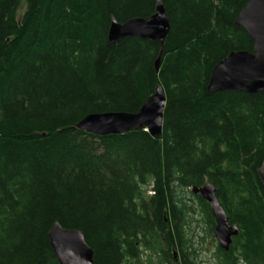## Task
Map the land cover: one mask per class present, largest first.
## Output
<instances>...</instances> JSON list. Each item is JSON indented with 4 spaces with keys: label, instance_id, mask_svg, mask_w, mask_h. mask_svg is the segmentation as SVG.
Masks as SVG:
<instances>
[{
    "label": "trees",
    "instance_id": "16d2710c",
    "mask_svg": "<svg viewBox=\"0 0 264 264\" xmlns=\"http://www.w3.org/2000/svg\"><path fill=\"white\" fill-rule=\"evenodd\" d=\"M248 1L161 0L160 47L107 38L113 20L148 18L156 0H0V264H58L55 223L83 233L93 264H198L187 196L215 242L209 205L190 191L204 184L238 229L227 252L215 246L219 263L264 264V90L206 92L220 61L253 51L235 24ZM157 85L158 139L72 129L137 113Z\"/></svg>",
    "mask_w": 264,
    "mask_h": 264
},
{
    "label": "water",
    "instance_id": "95a60500",
    "mask_svg": "<svg viewBox=\"0 0 264 264\" xmlns=\"http://www.w3.org/2000/svg\"><path fill=\"white\" fill-rule=\"evenodd\" d=\"M236 26L242 28L253 41V51L230 53L212 70L206 87L207 93L238 91L257 94L264 90V0H249L239 12ZM169 22L161 0H156L155 12L148 18H133L124 23L113 20L108 30V41L115 44L124 38L136 37L156 41L160 47L169 33ZM161 54V52H160ZM161 56L154 64L159 71ZM166 104L163 88L157 85L154 93L137 113H101L86 116L72 129L95 137L121 136L143 130L153 139L162 134V119ZM258 177L264 189V159ZM191 193L200 196L210 208L215 222L213 237L224 252L229 250L232 238L238 234L235 225H229L224 211L215 197V189L204 184L192 188ZM49 244L58 264H93V252L86 245L82 232L67 230L59 224L52 225L48 234Z\"/></svg>",
    "mask_w": 264,
    "mask_h": 264
},
{
    "label": "rangeland",
    "instance_id": "374dc122",
    "mask_svg": "<svg viewBox=\"0 0 264 264\" xmlns=\"http://www.w3.org/2000/svg\"><path fill=\"white\" fill-rule=\"evenodd\" d=\"M149 195V193H148ZM189 205L195 209V213L188 220V236H191L192 241L196 242L192 249L196 253V261L198 264H220L216 258L215 246L207 233V226L204 223V218L201 216L196 200L187 196Z\"/></svg>",
    "mask_w": 264,
    "mask_h": 264
},
{
    "label": "bare ground",
    "instance_id": "6f19581e",
    "mask_svg": "<svg viewBox=\"0 0 264 264\" xmlns=\"http://www.w3.org/2000/svg\"><path fill=\"white\" fill-rule=\"evenodd\" d=\"M81 132V131H80ZM93 136V135H92ZM153 139V138H152Z\"/></svg>",
    "mask_w": 264,
    "mask_h": 264
}]
</instances>
